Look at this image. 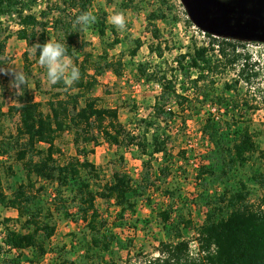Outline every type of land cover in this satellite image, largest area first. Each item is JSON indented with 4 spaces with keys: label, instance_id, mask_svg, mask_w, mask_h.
<instances>
[{
    "label": "trees",
    "instance_id": "16d2710c",
    "mask_svg": "<svg viewBox=\"0 0 264 264\" xmlns=\"http://www.w3.org/2000/svg\"><path fill=\"white\" fill-rule=\"evenodd\" d=\"M94 1L48 0L38 12H33L28 0H0V16H16L20 25L15 32L16 37L28 46L22 54L21 71L28 84L22 92L15 93V104L7 110L9 115L18 114L19 128L17 133L0 139V154L13 156L21 163L25 174V180L18 182L10 193L3 190L0 174V206L15 210L17 218L14 221L18 222V227L16 224L10 226L7 222L11 219L5 218L1 240L8 250L16 254L4 258L0 264H23L26 251H30L32 258L28 261L31 263L43 258L55 233V213L66 219H80L87 227L81 244L83 253L78 260H69L59 253L58 264H117L106 258L116 238L107 228V220L96 201L112 202L119 208L121 216L135 215L137 200L154 185L151 172L154 156L168 154L167 138L149 133L147 127L142 131L129 130L121 122L116 107L100 106L93 95L107 71L120 77L124 67L120 57L109 54V50L121 42L117 31L108 23L105 10L98 8L96 15L91 12ZM162 3L165 8H156L145 16L150 33L156 40L148 43L147 48L158 58H163L165 51L170 50L163 44L155 24L158 20H168L170 7L166 0ZM121 5L124 9L138 7L133 0H126ZM86 12L95 15L96 22L89 27L76 25V18ZM86 30L104 41L102 52L97 57L88 49ZM108 32L113 35L111 41L105 40ZM207 35L206 44L189 46L171 63L164 61V66L137 64L141 79L161 85L153 106L156 115H161L173 100L180 109L188 101V94L177 92L175 71L182 73L190 82L187 92L193 91L192 94L205 101L212 95L217 106L224 104L225 98L214 94L213 86L217 76L229 67L239 64L236 77L224 83L227 91H236L241 80L251 85L257 78L258 72L253 68L255 62L251 63V55L242 51L245 45L240 39ZM50 40L65 41L67 54L79 67L81 78L70 88L62 82L52 85L54 91L43 104L35 100L30 88L33 66L39 65V52L33 54L32 49L36 43ZM132 42L129 56L135 57L143 42L140 38ZM4 50L5 40H1L0 67L7 62ZM39 67L46 75L45 69ZM35 84L39 87L38 79ZM228 106L232 111L254 109L246 98L241 102L232 98ZM167 113L170 117L174 114L172 108H167ZM222 114L216 119L208 116L205 120L202 133L210 152L207 160L200 163L197 178L206 182L220 180L232 169L244 167L258 153L262 159L261 169L254 173L252 179L264 189V151L258 148L255 132L248 122L240 120L241 117L236 118L227 112ZM142 121L145 125L149 123ZM64 133H77L79 136L75 137L74 143L78 144L79 138L85 143L77 146L76 155L66 156L62 151L59 141ZM101 140L118 148L136 147L141 158L139 176L119 171L104 179V171L89 159V154L94 153L93 148L86 146L89 143L96 146ZM6 171L12 173V167L6 166ZM168 171V166H164L160 173L167 175ZM166 193L173 196L172 192ZM202 197L207 210L203 222L196 227L190 218H183L179 212L173 218L175 209L172 204L159 210V225L168 239L159 240L158 254L149 260V264H264V192L257 203L251 202L247 186L240 182L236 190H224L215 197L209 194ZM191 228L198 242L195 257L190 255L189 242L183 235L185 229ZM2 249L0 245V254Z\"/></svg>",
    "mask_w": 264,
    "mask_h": 264
},
{
    "label": "rangeland",
    "instance_id": "374dc122",
    "mask_svg": "<svg viewBox=\"0 0 264 264\" xmlns=\"http://www.w3.org/2000/svg\"><path fill=\"white\" fill-rule=\"evenodd\" d=\"M162 1L133 0L138 7L124 9L121 4L126 0L111 2L95 0L91 8V12L95 15L98 8L107 12L108 23L117 31L121 40L109 50V54L113 57H120L124 62L120 77L115 76L111 71L101 77L100 84L93 92L98 104L105 107H116L121 122L129 130L142 131L147 127L149 133L167 138L168 154L164 156L159 153L154 156L151 169L154 185L137 200L135 215L123 214L121 216L119 208L112 202L101 199L96 201L98 209L107 220V228L116 238L106 258L113 259L117 264H149V260L157 256L159 240L168 239L159 225L158 212L160 209L167 208L169 204H172L175 209L172 213L173 218L179 212L183 218H190L193 226L196 227L203 222L207 210L202 196L209 194L215 197L224 190H236L240 182L247 186L251 202L257 203L264 192V189L252 179L254 173L261 169L262 159L258 157V153H255L244 167L232 169L226 176H221L220 180L206 182L197 178L200 163L207 160L210 152L209 144L202 133L208 116L216 119V117L223 116V112H227L234 114L236 118L241 117L240 120L244 123L248 122L255 132V141L259 150L264 151V40L254 38L239 40L245 45L242 51H247L251 55V63L255 62L253 68L258 72V76L251 85L241 80L234 92L227 91L224 83L236 77L239 64L229 67L226 72L217 76L213 90L214 94L225 98L224 104L214 105L217 102L213 100L215 98L212 95L205 101L202 97L192 94L193 91L187 92L190 82L182 73L175 71L177 92L188 94V101L180 109L173 100L161 115H156L153 106L156 96L160 93L161 85L142 80L136 70L137 64L143 62L151 66H164V61L171 63L179 53L187 51L189 46H200L208 42V32L190 21L183 1L166 0L170 7L168 20H158L155 24L163 44H166L170 50L165 51L163 58L149 53L148 43L156 42V40L150 33L145 16L156 8H165ZM28 2L31 4V11L38 12L48 0H28ZM117 12L125 16L124 30L110 23V17ZM173 17L177 19L174 20ZM17 29V18L14 14L0 16V41L5 40L3 56L7 60L4 67L22 71V54L28 46L24 40L16 37ZM135 38H140L143 45L135 57H130L129 48L133 45L132 40ZM85 39L89 43L88 49L97 57L102 52L104 41L90 30H86ZM112 39L113 35L108 32L105 40L111 41ZM33 74L30 83L32 94L35 100L45 104L54 89L48 85L46 75L38 64L33 66ZM193 74L196 73L193 72ZM36 79L39 80V87L35 84ZM9 81V76L0 75V139L8 134L17 133L19 128L18 114L9 115L7 113V110L15 104L16 93L10 88ZM232 98L240 102L246 98L254 109L242 112L232 111L228 106ZM167 108H172L174 112L171 117L167 113ZM142 120L149 121L148 125H145ZM77 135V133H64L59 141L66 156L76 155L77 146L85 144L80 138L78 144L74 143ZM86 146L93 148L94 153L89 154V159L104 171V179H108L119 171H128L135 177L141 173V158L136 147L118 148L103 140L96 146L92 143ZM8 165L12 167V173L6 171ZM164 166L169 168L167 175L160 173ZM0 174L2 188L7 193H10L18 182L25 180L21 163L11 155L0 154ZM166 191L172 192L173 196ZM5 218L11 219L7 222L8 225L16 224L18 227V222L14 221L17 218V212L0 206V245L3 247L0 262L16 254L8 250L1 240ZM54 222L56 229L50 239L46 255L31 263L28 261V258H32L30 251H26L23 264H58L59 253L73 261L81 256L83 253L81 244L87 233L86 223L80 219H66L59 213L54 214ZM183 235L190 244V255L197 256V247L193 243L196 240L194 229H185Z\"/></svg>",
    "mask_w": 264,
    "mask_h": 264
},
{
    "label": "water",
    "instance_id": "95a60500",
    "mask_svg": "<svg viewBox=\"0 0 264 264\" xmlns=\"http://www.w3.org/2000/svg\"><path fill=\"white\" fill-rule=\"evenodd\" d=\"M183 1L188 5L192 19L209 32L264 40V17L261 15L264 0ZM246 1L252 2V9L246 10ZM245 12L249 14L247 19L243 17Z\"/></svg>",
    "mask_w": 264,
    "mask_h": 264
},
{
    "label": "clouds",
    "instance_id": "9594fccd",
    "mask_svg": "<svg viewBox=\"0 0 264 264\" xmlns=\"http://www.w3.org/2000/svg\"><path fill=\"white\" fill-rule=\"evenodd\" d=\"M95 22V15L87 12L82 13L75 20L76 25L84 27H89ZM110 23L118 29L124 30L126 27L125 16L117 12L110 17ZM37 51L39 52L38 63L46 71L49 86L62 82L66 87L70 88L80 80V69L68 56L65 41L61 43L58 40H50L43 44L36 43L32 52L34 54ZM0 75L9 76L10 88L17 94L22 92L28 84V79L23 72L10 67H0Z\"/></svg>",
    "mask_w": 264,
    "mask_h": 264
},
{
    "label": "flooded vegetation",
    "instance_id": "af4514ba",
    "mask_svg": "<svg viewBox=\"0 0 264 264\" xmlns=\"http://www.w3.org/2000/svg\"><path fill=\"white\" fill-rule=\"evenodd\" d=\"M183 1V0H182ZM219 1H222V2H230L231 0H219ZM184 5L186 6V9H187V12H188V15H189V18H190V21L194 22L195 24H197L200 28H202L196 21H194L190 15V12H189V8H188V5L183 1ZM245 8L246 10L247 9H252V2L251 1H246L245 2ZM261 15L264 17V10L262 11ZM236 16V14H235ZM244 19H247V17H249V14L247 12L244 13L243 15ZM233 23V22H232ZM203 29V28H202ZM206 30V29H204ZM208 33H211L213 35H216L217 37H230V38H234V39H247L245 37H239L237 35H224V34H217V33H213V32H209L208 30H206ZM257 39V38H256Z\"/></svg>",
    "mask_w": 264,
    "mask_h": 264
},
{
    "label": "built area",
    "instance_id": "2783aa9c",
    "mask_svg": "<svg viewBox=\"0 0 264 264\" xmlns=\"http://www.w3.org/2000/svg\"><path fill=\"white\" fill-rule=\"evenodd\" d=\"M17 27L19 28L20 25L17 24ZM214 36H215V35H214ZM174 66H176V65L174 64ZM157 85H160V84H157ZM176 87H177V84H176ZM176 89H177V88H176ZM213 109H215V108H213ZM193 243H194V246L197 247V252H198V242L195 240ZM189 245H190V244H189Z\"/></svg>",
    "mask_w": 264,
    "mask_h": 264
},
{
    "label": "crops",
    "instance_id": "0c3cea01",
    "mask_svg": "<svg viewBox=\"0 0 264 264\" xmlns=\"http://www.w3.org/2000/svg\"><path fill=\"white\" fill-rule=\"evenodd\" d=\"M141 49V48H140ZM108 72V71H107ZM142 80H144V79H142ZM156 83V82H155ZM156 84H159V83H156ZM160 86V85H159ZM161 89V88H160ZM161 91V90H160Z\"/></svg>",
    "mask_w": 264,
    "mask_h": 264
}]
</instances>
